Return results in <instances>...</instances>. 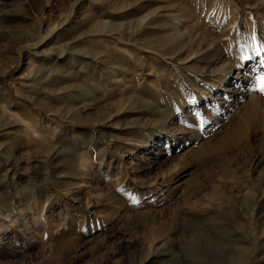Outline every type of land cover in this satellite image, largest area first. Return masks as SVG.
<instances>
[{
    "label": "rangeland",
    "instance_id": "obj_1",
    "mask_svg": "<svg viewBox=\"0 0 264 264\" xmlns=\"http://www.w3.org/2000/svg\"><path fill=\"white\" fill-rule=\"evenodd\" d=\"M172 2L0 0V264H228L237 244L243 264L264 257V126L215 148L247 95L264 113V0H210V17L206 0ZM175 12L192 16L179 59L163 41ZM239 214L253 237L236 244Z\"/></svg>",
    "mask_w": 264,
    "mask_h": 264
},
{
    "label": "bare ground",
    "instance_id": "obj_2",
    "mask_svg": "<svg viewBox=\"0 0 264 264\" xmlns=\"http://www.w3.org/2000/svg\"><path fill=\"white\" fill-rule=\"evenodd\" d=\"M130 1L131 0H124V3H125V5H124V7H126L127 5H129L128 3H130ZM172 1V0H171ZM207 2H206V4L204 5V13H205V15H206V17H210V15L212 14V12H211V5H210V0H206ZM123 3V4H124ZM179 3H177V0H173V2H172V4H171V9L169 10V12L170 11H174V10H177L178 9V7H179ZM181 7V6H180ZM179 7V8H180ZM182 8V7H181ZM183 9V8H182ZM182 9H181V11H179L180 13L182 12ZM213 9V8H212ZM237 10V9H236ZM183 13V12H182ZM184 14V13H183ZM183 14H179V13H171V21H172V23H173V25H174V28L173 29H175L176 31L173 33V34H171V36H170V38H165L163 41L165 42V41H168V40H170L171 42H169L171 45H172V48H174V50L172 49V53H175L176 54V59H179L180 58V53H181V47H182V45H184L183 44V41H182V38H181V40L179 39V36H178V29H179V25L180 24H183V23H185V25L186 24H188L187 23V21L189 20L190 21V17H192L191 15H183ZM237 19V18H236ZM192 20V19H191ZM220 20V19H219ZM218 22V21H217ZM182 26V25H181ZM203 29V28H202ZM190 39V38H189ZM188 39V40H189ZM194 40V39H193ZM26 41V39H18L17 40V42H16V44H20V43H22V42H25ZM203 43V42H202ZM201 44V43H200ZM199 44V45H200ZM193 45V44H192ZM195 45V44H194ZM193 45V46H194ZM198 45V46H199ZM210 45H212V44H210ZM186 46V45H185ZM197 46V47H198ZM191 48H192V46H190ZM209 47V46H208ZM211 48H212V46H210ZM169 48H170V46H169ZM183 48V47H182ZM201 48V47H200ZM200 49H198V51L196 50V51H194V54H193V58H196V59H198V60H200L201 58H204V56L205 55H207V51L205 50V51H203L202 50V52L201 51H199ZM209 50V49H208ZM12 53V52H11ZM171 53V54H172ZM178 53V54H177ZM209 54V53H208ZM191 55V54H190ZM172 57H173V55H172ZM206 57V56H205ZM219 58V57H218ZM197 62V61H196ZM13 63V58L12 57H10L9 56V58H8V60H7V62L5 63V66H4V70H6V69H8L10 66H11V64ZM216 63V62H215ZM230 66V65H229ZM228 67V66H227ZM41 68L42 67H38L37 68V71H39V70H41ZM230 68V67H229ZM229 68L227 69H225V70H227L226 71V73H225V75H224V77L222 78V76L219 78V80H217V83H216V87H219V85H221L222 83H224L225 81H226V79H225V77H226V75L227 74H231V71L230 72H228V70H229ZM39 69V70H38ZM223 69V68H222ZM1 71V70H0ZM33 71H35L36 72V68L35 69H33ZM51 71H53V70H51ZM6 72V71H5ZM213 72V71H212ZM211 72V73H212ZM214 72H215V70H214ZM4 90H1L0 89V106L1 107H4V108H8L9 106L11 107L12 105H13V102H12V99H10L4 92H3ZM247 98H249V100H248V103H247V105H246V107H245V109H244V112H243V114H242V117L238 120V122L235 124V126H234V128L233 129H230L229 128V130H227L226 132L224 131V133H223V135H222V137L220 138V140L218 141V142H216V144H215V148H218V149H220V150H223L224 152L229 148V147H232V146H235L236 144H238L239 142H241V141H243V140H245L247 137H248V132H249V130H250V128L252 127V129H253V126L255 125V124H262V125H260V126H264V113L263 114H260V112L258 111V108H257V103H258V97H256V95L254 94V92H252V94L251 95H247ZM258 98V99H257ZM260 102V101H259ZM9 109V108H8ZM256 126V125H255ZM251 129V130H252ZM220 150H218V152L220 151ZM229 150V149H228ZM222 153V152H221ZM260 162H261V159L259 158V157H257L256 159H255V169H257L260 165ZM261 170V169H260ZM234 174V173H233ZM259 175L261 176L260 178H261V181H260V179H259V181H260V183H259V189L264 193V169L262 170V171H260L259 172ZM233 176L234 175H232V178H233ZM236 176H238V177H236ZM244 176H247V174H245V173H243L242 175H235V177H236V179L237 180H239V181H244V183H246V184H248V185H252V183H253V177L250 175V177H249V175H248V178H247V180H243V178H244ZM235 179V178H234ZM256 180V179H255ZM258 181V182H259ZM226 183V182H225ZM234 185L232 184L231 186H225V188H224V190L222 191V195H223V197L225 198V199H227L228 201H232V200H238V199H240V195L238 194V193H235V191H234ZM255 192V191H254ZM256 194V193H255ZM255 194L253 195V196H255ZM252 199V198H251ZM253 200V199H252ZM201 203V202H200ZM252 203V202H251ZM254 202H253V206L252 207H254ZM253 211V209H250V213ZM240 215V221H239V226L241 227V231H237V230H235V232L232 234L233 235V237H232V241L234 242V243H238L239 241L238 240H243L244 238H246L245 236H244V234H246L247 235V237H249V238H251L252 239V237H253V230L248 226V219H247V217L245 216V215H242V214H239ZM247 215H248V213H247ZM233 220V219H232ZM217 221H218V219H217ZM212 222V221H211ZM221 221H219V224H221L220 223ZM233 222V221H232ZM231 222V223H232ZM235 223V222H234ZM213 224V223H212ZM212 224H210V225H212ZM218 224V223H217ZM216 224V225H217ZM228 224V223H227ZM225 225H226V223H225ZM236 225V224H235ZM213 227H214V225H212ZM219 226L220 225H218V226H215V227H218V229H219ZM231 226V225H230ZM215 227H214V230H215ZM212 228V227H211ZM226 228V227H225ZM227 229H228V227H227ZM221 231V230H220ZM212 232V231H211ZM226 232V231H225ZM232 233V232H231ZM212 234V233H211ZM225 234H227V233H225ZM229 234V233H228ZM216 235V234H215ZM218 236V235H217ZM203 237V236H202ZM215 238V237H214ZM220 238H222V236L220 237ZM230 238V237H229ZM228 238V239H229ZM217 239H218V237H217ZM224 239V238H223ZM227 239V240H228ZM205 240V239H204ZM224 241H225V239H224ZM229 242V241H228ZM228 242H227V244H228ZM246 242V241H245ZM207 243H209V242H207ZM206 243V244H207ZM223 243H225V242H223ZM247 243H249V244H251V241L249 240V241H247ZM203 244V243H202ZM213 244V243H212ZM232 243H230V245H231ZM210 246H211V244H210ZM216 246H218V245H216ZM253 246V245H252ZM204 247H207V246H203V248ZM248 246H239L238 244H237V247H236V250L238 251V252H242L241 253V255H243V252H244V250H245V248H246V250L248 249L247 248ZM252 248V247H251ZM205 250V249H204ZM246 252V251H245ZM248 252V251H247ZM250 252V251H249ZM232 255V254H231ZM233 255H234V253H233ZM240 254L238 255V256H236V257H234L233 258V256H232V258H231V260L229 261V259H228V264H243V259H245V258H243L242 256H241ZM245 255H246V253H245ZM251 255V254H250ZM246 257H247V255H246ZM264 258V257H263ZM263 258H259V259H256V262L254 263V264H258L259 262H261V260H263ZM249 260V259H248ZM245 261H246V259H245ZM244 263H247V262H244ZM227 264V263H226ZM248 264V263H247ZM250 264V263H249ZM252 264H253V262H252Z\"/></svg>",
    "mask_w": 264,
    "mask_h": 264
},
{
    "label": "snow or ice",
    "instance_id": "obj_3",
    "mask_svg": "<svg viewBox=\"0 0 264 264\" xmlns=\"http://www.w3.org/2000/svg\"><path fill=\"white\" fill-rule=\"evenodd\" d=\"M255 39V37H254ZM260 80L261 91H264V76L258 78Z\"/></svg>",
    "mask_w": 264,
    "mask_h": 264
}]
</instances>
